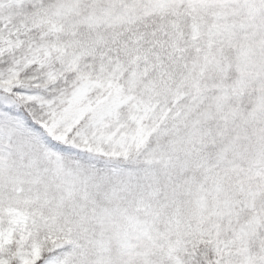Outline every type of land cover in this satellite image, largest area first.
Instances as JSON below:
<instances>
[{
	"label": "snow or ice",
	"instance_id": "obj_1",
	"mask_svg": "<svg viewBox=\"0 0 264 264\" xmlns=\"http://www.w3.org/2000/svg\"><path fill=\"white\" fill-rule=\"evenodd\" d=\"M0 264H264V0H0Z\"/></svg>",
	"mask_w": 264,
	"mask_h": 264
}]
</instances>
